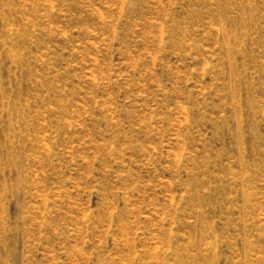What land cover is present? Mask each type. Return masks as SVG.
<instances>
[{
  "label": "rangeland",
  "instance_id": "rangeland-1",
  "mask_svg": "<svg viewBox=\"0 0 264 264\" xmlns=\"http://www.w3.org/2000/svg\"><path fill=\"white\" fill-rule=\"evenodd\" d=\"M0 264H264V0H0Z\"/></svg>",
  "mask_w": 264,
  "mask_h": 264
}]
</instances>
